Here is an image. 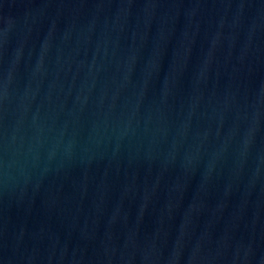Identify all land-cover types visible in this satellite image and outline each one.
I'll use <instances>...</instances> for the list:
<instances>
[{"label":"water","instance_id":"1","mask_svg":"<svg viewBox=\"0 0 264 264\" xmlns=\"http://www.w3.org/2000/svg\"><path fill=\"white\" fill-rule=\"evenodd\" d=\"M0 264H264V0H0Z\"/></svg>","mask_w":264,"mask_h":264}]
</instances>
